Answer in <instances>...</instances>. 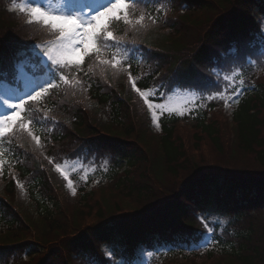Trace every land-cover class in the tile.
Masks as SVG:
<instances>
[{"label":"trees","instance_id":"1","mask_svg":"<svg viewBox=\"0 0 264 264\" xmlns=\"http://www.w3.org/2000/svg\"><path fill=\"white\" fill-rule=\"evenodd\" d=\"M229 1L233 7L223 15L217 14L208 23L210 26L206 25L204 37L208 41L221 37V31L240 26H233L237 22L233 12L241 11L243 6L247 10L257 0ZM178 2L187 5L189 14L208 11L213 5L208 0ZM260 3L264 0H259ZM144 9L149 11L147 7ZM141 10L138 5L134 17L139 16ZM3 15L5 12L0 10V16ZM124 27L123 24L114 27V33L123 32ZM6 28L9 29L3 34ZM163 28H144L147 31L146 47L153 50L169 47L181 72L191 69L195 75L194 65L207 66L208 53L204 48L194 52L192 58L189 53H180L185 49L182 42L188 40L185 31L169 27L165 33L160 30ZM9 34L16 41L29 40L18 28L0 25V35L5 40ZM4 39L0 42V50ZM152 55L166 57L156 51ZM96 66L84 64L83 72H74L83 87L78 85L64 96L59 93L54 101L48 100V109L55 121L48 120L43 128H36L45 140L42 149L37 150L34 143L26 142L20 136L7 143L10 151L0 175V262L3 264H72V258L81 248L90 243L99 244L103 238L118 234L127 243L138 238L143 240L151 231L145 230L142 234L141 230L153 219L159 226H164L163 238L173 240L175 234L183 235L193 228V219L184 202L191 201L197 193L205 192L209 199H214L225 186L222 200L227 201L234 185L246 189L264 185V75L256 78L252 87L244 92L235 110L228 115L229 120L224 116L222 122L216 116L207 120L203 113L198 114L189 127V141H185V132L175 126L174 119L164 118L159 133L151 131L145 122L147 116L140 110L130 86L120 79L108 83L100 77ZM150 78L144 76L138 85L147 86ZM135 111L137 113L133 114ZM139 121L143 128L138 133L135 126ZM96 126H99L96 129H103V134L94 128ZM226 126L234 136L232 147L262 161L261 175L258 170L224 167ZM50 128L51 132L48 131ZM80 134L91 135L89 145L95 151H105L113 145L128 166H134L136 174L125 172L124 177L101 187L96 200L92 190L68 196L59 182L60 177L43 155L69 152ZM138 136L143 142L142 149L150 150L152 158L135 143L124 146L122 139L133 137L141 145ZM154 138L158 148L154 146ZM184 143L193 148L191 153L185 151ZM7 166L22 180L20 189L9 179ZM257 227L256 223L248 224L237 245L223 243L205 254L181 257L182 260L175 263L264 264V236L255 237Z\"/></svg>","mask_w":264,"mask_h":264},{"label":"snow or ice","instance_id":"2","mask_svg":"<svg viewBox=\"0 0 264 264\" xmlns=\"http://www.w3.org/2000/svg\"><path fill=\"white\" fill-rule=\"evenodd\" d=\"M145 2L146 0H104L103 4L98 5L99 10L88 9L85 11L87 8L85 5L79 10L69 12L53 11L43 6L39 0L13 3L9 11L24 14L27 17L25 22L28 25H40L51 36L47 42L35 46L41 50L38 54H42L50 63V75L30 93H26L24 98L17 97L16 102L4 100L9 111L6 115H0V143L17 134L24 133L34 143L35 148H40L42 146L41 137L36 135L32 129V126L38 124L39 121L32 115L33 110L30 104H40L52 94L54 89H59L61 85L73 90L78 85L83 87V82L73 72V69L76 73L83 72L85 58L91 59L95 56L100 65L110 67L114 71L118 69V66L125 64L129 59L126 52L121 51L125 41L123 38L117 37L112 29L123 24L133 31H137L147 27L146 19L155 24L157 17L151 14L147 16L142 14L133 18L136 7ZM152 2L157 5V11L165 7L162 0H152ZM261 31L264 34V29ZM109 47H115L117 51L109 59H100L102 52ZM249 63L251 64V62ZM223 79L233 83L236 77L235 75H225ZM128 80L151 112L153 123L158 120L157 110L169 111L166 105L153 103L150 99V95L153 93L142 91L137 87L131 73L128 75ZM231 91L233 99L240 93V89L236 87L232 88ZM73 95H75V91H73ZM218 98H223V94L216 93L207 97L208 100ZM44 119L55 121V117H49L47 112L44 113ZM48 131L51 132L52 129L50 128ZM5 155L6 153L0 150V175L3 174L2 167L6 163L3 159ZM46 158L49 164H54L55 171L64 177L72 195H75L76 189L73 186V181L62 170L61 164L56 163L53 158ZM17 184L20 185V182L17 181ZM20 186L22 187V185ZM205 228H208L207 224H205ZM208 230L211 231V229ZM108 254L111 255V253Z\"/></svg>","mask_w":264,"mask_h":264},{"label":"rangeland","instance_id":"3","mask_svg":"<svg viewBox=\"0 0 264 264\" xmlns=\"http://www.w3.org/2000/svg\"><path fill=\"white\" fill-rule=\"evenodd\" d=\"M212 1L213 5L211 7L210 10L205 11V12H197L195 14H191L190 18H193L195 22H197V24H200L197 27L196 26H189V25H184L182 29L186 32L188 38H190L191 41H194L198 35V29H201L204 27L206 20L210 19L212 17V15H214V11L217 10L218 13H221L222 11H224L225 9H227L230 4L231 1L229 0H220V4L216 3V0H210ZM49 2V1H48ZM47 2V3H48ZM46 3V7L52 9L53 11H64V12H69V11H73L75 10V8L72 6V2L71 0H69L66 3H63L62 1L59 0V2L55 3V4H48ZM104 0H100L98 4H103ZM97 10L98 7L96 8ZM217 13V14H218ZM216 14V15H217ZM182 23H179V26L181 27ZM38 79H32V86L29 87V90L24 92V93H17L14 90H7L4 88H1L0 90V106H6L4 104V100L8 99L10 101L11 98H14V102H16V98L25 95L26 93L30 92L32 89H34L38 84H41L44 80H46V77H37ZM242 84L241 82H233V85H239ZM241 91V88H239ZM193 96H189V95H185L184 97H173L170 102L168 107L169 108H176L178 107V103H180V105H183V110L190 108L187 107L189 106V102L192 100ZM234 99L231 97L230 100L228 101V104H230ZM7 107V106H6ZM187 107V108H185ZM224 108V110L219 114L216 115V117L218 118L219 122H222V116H225L226 114H229V109ZM225 120V118H224ZM190 126L188 125H181L179 126V128H183L181 130H183L185 132V141H189L190 138ZM226 137H225V143L226 146L224 145V153L222 154V161H224V167H235V168H239V169H247V170H260L262 168L261 164L262 161H260V159L254 157V155H250V154H246V153H242L241 150L232 147L230 144L231 141V132H230V128L228 126H226V133H225ZM224 135V136H225ZM185 144V143H184ZM232 151H231V150ZM204 151H208L207 149H204ZM232 152V153H230ZM209 153V151H208ZM207 153V154H208ZM226 160V161H225ZM66 168L69 170L75 169V170H79L80 167L79 166H75L74 163H70L66 165ZM120 170H123L120 169ZM88 171H90L91 173H93V169L90 168L88 169ZM132 174H136V170L135 169H131ZM86 174V173H85ZM254 213L252 214V216L250 217V219H248L247 225L250 223H256L258 225V227L255 229V237L257 236H264V213L260 212V211H253ZM202 246H205L206 244L204 242L200 243ZM108 257H111V255H109ZM141 259H143V255H140ZM140 262V263H139ZM136 264H142V261H136Z\"/></svg>","mask_w":264,"mask_h":264}]
</instances>
